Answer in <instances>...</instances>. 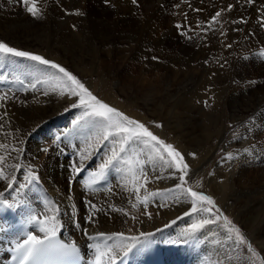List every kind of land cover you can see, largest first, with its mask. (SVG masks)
<instances>
[{"label":"bare ground","instance_id":"6f19581e","mask_svg":"<svg viewBox=\"0 0 264 264\" xmlns=\"http://www.w3.org/2000/svg\"><path fill=\"white\" fill-rule=\"evenodd\" d=\"M16 2L18 0H0L2 40L17 48L33 51L43 43L50 52L60 53L64 60H91L99 67L97 74H101L100 68H105L108 75L112 74V69L105 64L104 59H133L137 62L154 56L178 58L179 47H184L180 43L183 37L175 29L176 32L170 33V29L165 27L167 18L173 13L168 10L170 4L177 3L187 7L182 10L181 18L193 25L192 28L208 15L212 18L220 12L221 15L215 22L211 20L215 23L211 30L219 35L224 33V36H217L213 47L199 49L193 56L191 47L196 43L187 42L190 46L187 56L197 60L210 57L225 59V80L221 85L226 94L223 107L231 113L233 124L241 122L247 114H259L256 126L248 129L245 127L231 145L229 152L239 159L236 163L237 177H231V186L236 193L232 195L233 206L230 208L238 212V218L247 228L257 224L260 213L264 214V199H261L259 204L249 197L239 198L236 195H239L238 192L243 195V186L251 182L246 180L248 171H254L256 168L262 169L260 182L263 186L259 189L264 193V0H137L136 4H133L132 0H38L37 7L43 10V15L39 18L32 17L24 6L15 5ZM138 4L142 9L138 8ZM161 5L165 7L162 8ZM77 10L82 14L76 16ZM238 19L243 20V23L238 27L233 26L237 25L235 21ZM132 20L141 21L139 23L143 29L129 28L127 25ZM171 24L170 27L175 28ZM126 26L134 34H143L140 38H150V48L144 50L142 47L144 51L141 50L138 44L142 41L132 40L127 29H123ZM193 30L192 36L198 38L196 29ZM170 41L174 42L175 46L178 44V47H166ZM116 44H129L130 47L112 52L102 50L105 46L114 47ZM131 44H136L137 46H134L138 49ZM253 52L260 69L248 59V55ZM126 63L122 65L125 71L123 74L129 76V81L119 90L126 94L129 102L148 101L145 104L147 108L151 106L150 103L158 107L159 100L169 96L171 91L165 92L163 88L151 86L150 81L143 77L142 80L139 79L144 80L142 84L132 88L137 81L135 82L136 77L128 68L130 65ZM256 68L258 71H255ZM41 70L43 69L40 65L27 58L0 56V144L7 145L6 149L0 148V156L5 157V162L0 167L4 169L6 176L15 177L11 188L7 186L6 180H0V193H3L0 196V205L16 207L22 222L25 225L30 224L32 231L41 236L43 233L38 232L39 225L36 227L35 223H30L29 218L33 215L40 218L55 215L60 225L57 234L82 248L86 264H92L95 259L94 246L100 245L103 250L105 244L116 246L115 264L244 263L236 259L233 246L227 241L222 230L210 226V232L205 236L204 242L199 243L195 229L189 232L181 229L192 216L186 214L191 205V197L184 193L182 188L177 187L181 183L178 174L180 172L174 167L166 166L151 148L135 141L126 144L125 150L127 147L132 154L134 147L139 146L142 149L143 158L154 165L150 168L155 174L158 187L152 194L157 205L156 211L163 212L167 207L170 210L165 218L143 223V231L138 236L129 235L126 230L129 206L137 192L134 190L136 185L133 182L132 165L122 159L127 152L121 154L119 162L105 169L103 176L93 175L100 171V166L108 160L112 150L119 149L121 137L111 135L107 140H103L102 122L82 118L84 111L76 110L64 114L62 111L65 104L57 97L58 89L54 91L50 87L52 90L46 91L40 88ZM13 74L17 81L15 84L6 81V78ZM253 81L255 83H252ZM144 84L152 88L148 90L149 98H145L148 92L143 89ZM181 86L184 88L186 85ZM41 95L47 100V104H32V101ZM7 97H10L11 102L3 108L1 103ZM113 104L118 108L123 106L119 102ZM183 109L189 116L196 108L185 103ZM219 116L211 113L200 120L191 119L185 123L182 130V138L186 143L184 147L197 150L210 144L221 127ZM252 128L261 133L253 141L244 144L245 139L250 138ZM17 164L19 169L15 168ZM198 165L196 166L199 167ZM33 175L37 179L33 180ZM194 175L195 171L190 170L189 176L193 178ZM214 189L219 194L223 192V188L216 183ZM248 193L252 194L251 191ZM146 196L149 198L148 194ZM251 204H254V207H250ZM1 225L0 220V264H6L5 248L8 244L20 241L25 233L14 231L6 234ZM99 233H104L105 237H99ZM113 233H122L123 236H113ZM213 233L218 235L217 240ZM109 236L112 239H106ZM132 237L137 239L133 241ZM186 256L188 259L184 260ZM105 264H109L107 258Z\"/></svg>","mask_w":264,"mask_h":264},{"label":"rangeland","instance_id":"374dc122","mask_svg":"<svg viewBox=\"0 0 264 264\" xmlns=\"http://www.w3.org/2000/svg\"><path fill=\"white\" fill-rule=\"evenodd\" d=\"M40 1H43V0H40ZM14 4L22 5L19 2V0L18 2ZM170 5L168 7V10L173 13H171L170 14L171 16L169 15V17L167 18L165 23L168 26L165 24L166 25L165 27L167 29H170L169 30L170 33L176 30L183 37L181 38L182 41L180 43H182L184 47H179L180 54H178V58L177 57L176 58L174 57L159 58V57L154 56L150 58L137 60V62L133 59H128L129 61L118 59V58H113V59L109 58L110 60L104 59L105 64L110 69H112V74H109V75H108L107 69L105 68H100L101 74H97V70H99V67L97 64L95 65L91 60H85V62L81 60L77 61L71 58L64 60L63 57H61L62 55L60 53L50 52L48 47L43 43H40L38 47L36 48V50L33 51V50H28V49L26 50L25 48H17L13 46L11 43L6 42L4 40L3 41L8 43L9 46L15 47L19 50L23 49L22 51H29V52L33 51L34 54L38 53L37 55H41L45 57L46 59H50V60L53 59L52 61L56 63L61 62L59 63L61 66L67 68L74 75H76L77 78L80 79L81 82L84 83L85 86L88 87L89 90L92 91L93 94L96 95L99 99L103 100L105 103H108L110 106L117 108L119 111H122L123 113L132 117L133 119L139 120L141 123L145 124V126L148 127L149 130L152 131L155 135H157L160 139H163L166 143L172 144L178 151L181 152V154L184 156V162L188 164V175L185 177V180L187 181V183L184 184V187H192L196 191H200V192H203L205 195L211 196L213 200L215 201L216 206L220 209V213L222 214V216L226 215L229 219L233 221V223H235L241 229L242 233L246 236L248 242L252 244L253 249L257 252L259 256V259H257L256 257H253L252 252L248 250L247 244L237 245L234 239L229 240L228 238H226L227 241L230 242L231 245L233 246L232 248L236 256V259L244 262L243 264H260V260H264V214L260 213L259 221H257V224L255 226H253L252 228H247L244 225V222L240 218H238L239 217L238 212L230 208L231 206H233L232 195L236 193L234 192L231 186V177L232 176H234V178L237 177V175L235 174L237 170L236 163L238 162L239 159L238 157H236V155L229 153L231 152V148H232L231 145L235 143L236 139L239 137V134H241L244 131L245 127H247L248 129L249 127L256 126V123L259 120V114L257 115L247 114L246 116H243L244 119L242 118L243 120L241 122H237L235 124L232 123L233 117L231 116V113H229L227 110H225V107H223L225 106L226 94H224L223 92L224 90L222 89L223 87L221 85L223 81L225 80V76L223 72L225 71V68H226L225 59L210 57V58H205V59L200 58L198 59L199 60L198 61L197 59H193V57L187 56V51L190 49V46L187 45V42H190V44L196 43L195 46L191 47L192 53L191 52L190 53H191V56H193L196 52H198L199 49H204L205 47H208V48L213 47L214 44L216 43L217 36L223 37L224 33L221 34L222 35L221 36L218 33L216 34L215 31L212 32L213 30L211 29L214 27H211V26L215 23H213V21L211 22L212 18L210 17V15H208L207 18L205 17V20H202V22L201 21L200 23L197 22L196 24L197 26L195 25L192 28L191 26L193 25L189 24L188 22H184L181 18V15L183 14L182 10L187 7L182 4H177V3L175 4L173 3ZM161 6L162 8L165 7L163 5ZM138 8L142 9V7L139 6V4H138ZM77 13H78V10L76 11V14H75L76 16H77ZM139 22L141 21L132 20V22H130V24L127 26L129 28L131 27L134 30L143 29L142 24H140ZM235 23L237 25L233 24V26L238 27L243 23V20L241 21V19H238L237 21H235ZM135 24H137L138 27ZM170 24L172 26L174 25L175 28H171ZM177 25H180V27H183L184 29L180 27L178 28ZM127 26L123 29H127L128 36L131 35L130 38L134 41L138 39L142 41V43L138 44L141 50L143 49L146 50L150 48V44H151L150 38L148 37L140 38L143 34L140 36L138 35V33L134 34L130 31L129 28H127ZM193 29H196L195 31H196V34H198L199 39L195 35L192 36V32L194 31ZM197 39L198 41L196 42L195 40ZM0 40L2 39L0 38ZM131 45H133L134 48L138 49L136 47L137 46L136 44H131ZM167 45H169L170 47L175 46L174 42L172 41L166 44V47ZM129 47H130L129 44H126V45L116 44L114 45V47L105 46L102 48V50H105V51L107 50V51L112 52L118 49H126V48L129 49ZM175 47H178V44ZM53 49L57 50L56 47H53ZM154 49L155 47H153V52L155 51ZM248 59H250V61L253 62V65H255L256 67L259 66V62L256 61V54H254V52L248 55ZM125 62H127L126 63L127 65H130L128 68H130L131 74L136 77L135 82L137 81V83L133 84L134 86L132 88L139 87L144 81V80L140 81L139 79L143 77L144 79L150 81L149 84L151 86H154L159 89L163 88L165 92L167 90H170L171 91L170 95L169 96L166 95L163 99L159 100L160 102L158 103V107H154L153 103H150L151 106L147 108L145 104H147L148 101L146 102L134 101L135 103L134 102L132 103V101L129 102L126 99V94L119 90V88L120 89L122 88V85L124 86L127 83V81H129L127 79L129 76H125L123 74L125 71L122 65ZM37 64L40 65V67L43 69L40 71V77H39L40 88L46 91H48L49 89L52 90L55 86V82L49 79L55 73V70L51 69L48 66H44L39 63ZM133 66L135 67L137 66L138 68H135ZM255 71H258V69L256 68ZM85 74H87V76ZM6 81H8L9 83L13 82L14 84L17 82L16 78L14 77V74L8 76L6 78ZM183 84L186 85L184 88H182L181 86ZM150 85L144 84L143 86V89L147 90L148 92V95L145 98H149L148 90L152 89ZM181 88L183 90H181ZM57 89L58 90H56V92H57L58 99L64 102L65 104L64 110L62 111L64 114L66 113L69 114V113L75 112L76 110L84 111V109L82 108L71 107L72 100L76 98L69 99L67 95L61 96L59 88ZM177 97H179L178 100H177ZM10 102H11L10 97H7L3 99L1 106L3 108H6L7 106H9ZM118 102L122 104L123 106L118 108L113 104V103H118ZM185 103L191 104L194 108L198 110L195 109L189 114V116L186 115L183 109ZM32 104L34 105L35 104L36 105L47 104V100H45L44 96L41 95L39 96L38 99L32 101ZM149 109L152 110L154 114L150 112ZM211 113L217 116L220 115L219 117L221 119V124L219 125L221 127L218 129V132H216L215 138H213L210 144L206 145V147H202L197 150L186 149L184 147L186 144L184 143L185 140L182 138V135H183L182 130L185 128V123H187L191 119L200 120V118L202 119L205 115H208ZM223 113L225 116L223 115ZM156 124L161 125V127L157 128L155 126ZM184 133L186 134V130L184 131ZM260 133L252 128V134L250 135L249 139H245L246 143L244 144H247L249 141H253V139L257 138L256 136H259ZM113 136L118 137V135H113ZM135 142L137 144L141 143L145 145L141 141H135ZM148 147L151 148L150 146ZM139 148H140L139 146H137L136 148L135 147L133 148V153H134V156H133V153L131 154L127 150V147H126L125 152H127V155L129 152V156L125 155L122 157L124 161L130 162L133 168V174H135V176L139 178L136 181L135 185L144 184V187L140 189L139 193H137L136 196L133 197L132 199L133 202H131L129 206L128 224H127L126 230H128L127 233L131 236H138L140 233H142L143 223H146V222L150 223V222L155 221V219L165 218L166 213H168L170 210L167 207L163 212L159 213V211H156L157 205L155 203L154 197H152V194L155 192V190H157L158 187L156 183L155 174L153 173V170L150 168L153 164L150 163L148 159L143 158L142 153H141L142 149L140 148V150H138ZM195 164L196 165L199 164L198 165L199 167H197ZM0 165L2 166V164ZM194 167L197 169H195ZM190 170L195 171V175L193 176V178L189 176ZM261 173H262V169L259 170L258 168H256L254 171H248V176L246 180H249V181L251 180V182L243 186L244 187L243 191H245L243 195L242 193L238 192L239 195H236V196L239 198L247 197L246 199L250 198L251 200L260 204L261 199H264V193L261 192L262 190L259 189V187L263 186L260 182ZM178 174L179 176L182 175V173H178ZM145 178L147 182H145ZM190 179H193V180H190ZM197 182H199V186H197ZM214 183L218 184L219 186L223 188L222 190L223 192L220 193L221 195L217 193V191H215ZM248 191L249 192L251 191L252 194H249ZM147 194L149 195V198L148 196H146ZM146 197L147 199L145 200ZM134 198L136 200H134ZM150 198L151 199L153 198V199L151 200ZM190 204L191 205H190V208L187 214L191 215L192 218L189 222L183 224V226H181V229L188 231V232L192 229H195V231L198 233V236H199L198 238L199 243L204 242L205 236L210 232L208 229L210 228V226H213L217 230L218 229L222 230L226 234L225 236L228 237V233L223 228L222 216H221V220L217 221L216 223L202 224V221L205 219H215V218L209 216V214L204 213L202 211L192 212L191 210L192 209V198H191ZM42 205H45V204L42 203ZM133 205H135V207H133ZM169 206H171V204ZM250 207H254V204H251ZM262 207H264V204ZM27 209L29 210V208ZM194 225H197L198 227H193ZM214 236L215 237L217 236L215 238L217 240L218 235L214 234Z\"/></svg>","mask_w":264,"mask_h":264},{"label":"snow or ice","instance_id":"6c2138e0","mask_svg":"<svg viewBox=\"0 0 264 264\" xmlns=\"http://www.w3.org/2000/svg\"><path fill=\"white\" fill-rule=\"evenodd\" d=\"M19 2L32 17L39 18L43 15V10L37 7L38 0H19ZM249 2H252V0H249ZM132 3L136 4L137 0H132ZM220 15L221 13L217 12L215 16L212 17V20L215 22ZM177 27L179 28L180 25H177ZM0 56L24 57L54 69L55 73L50 77V80L55 82L53 90L55 91L59 88L61 96L67 95L69 99L76 98L72 100L71 107L84 109L82 118H90L102 122L104 127V133L102 135L103 140H107L111 135H118L121 137L119 149H113L108 160L100 166V171L93 175L103 176L105 169L121 160V154L125 152L126 144L131 141H141L145 145L150 146L156 156L163 161L166 166L175 167L182 173L179 177L181 183L178 184L177 187L182 188L183 192L192 198V212L202 211L215 218L205 219L202 221V224L216 223L221 220L222 214L220 213V209L216 206L211 196L196 191L192 187H184V184L187 183L185 177L188 175V164L184 162V156L181 152L172 144L166 143L163 139H160L139 120L133 119L117 108L99 99L77 78L76 75L59 63L46 59L41 55L11 47L3 40H0ZM252 83H255V81ZM155 126L157 128L161 127L159 124ZM0 127H2V125H0ZM0 148L6 149L7 145L0 144ZM4 161L5 157L0 156V164L4 163ZM125 163L128 162L125 161ZM19 167V164L15 165V168L19 169ZM32 179L35 180L37 178L33 175ZM138 179L139 178L133 174V182L136 183ZM0 180H6L7 186L11 188L15 181V177L6 176L4 169L0 167ZM145 182H147L146 178ZM197 186H199V182H197ZM143 187L144 184H137L134 190L139 193L140 189ZM2 195L3 193H0V196ZM146 199L147 198H145V200ZM92 207L95 208V205ZM133 207H135V205H133ZM222 219L223 228L228 233L227 238L229 240L234 239L237 245L247 244L248 250L252 252L253 257L259 259L257 252L253 249L252 244L248 242L241 229L226 215L222 216ZM29 222L38 224V232L43 233V235L41 236L29 232L27 238L22 243L16 245L20 264H43V261L50 258H79L80 249L75 242L65 244L56 240L57 229L60 225L55 215H45L43 218L33 215L29 218ZM193 227L198 226L194 225ZM112 235L123 236L122 233H113ZM98 236L105 237V234L99 233ZM106 239L110 240L112 237L109 236ZM131 239L135 241L137 238L132 237ZM94 247L96 251L95 259L92 264H105V258L108 259L109 264H115L116 254L114 248L116 246L105 244L103 245V250L100 245H95ZM260 264H264V260H260Z\"/></svg>","mask_w":264,"mask_h":264}]
</instances>
